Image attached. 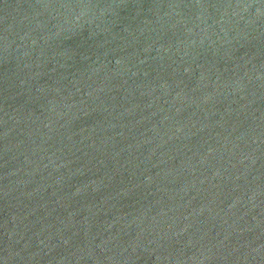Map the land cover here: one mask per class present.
Masks as SVG:
<instances>
[{
    "label": "water",
    "instance_id": "95a60500",
    "mask_svg": "<svg viewBox=\"0 0 264 264\" xmlns=\"http://www.w3.org/2000/svg\"><path fill=\"white\" fill-rule=\"evenodd\" d=\"M0 264H264V0H0Z\"/></svg>",
    "mask_w": 264,
    "mask_h": 264
}]
</instances>
